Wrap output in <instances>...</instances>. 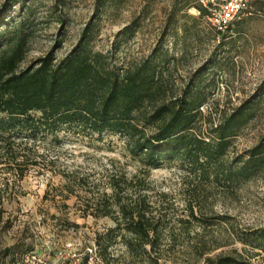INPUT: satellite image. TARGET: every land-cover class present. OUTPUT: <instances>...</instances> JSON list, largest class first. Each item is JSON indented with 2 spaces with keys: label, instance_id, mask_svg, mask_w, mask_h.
Listing matches in <instances>:
<instances>
[{
  "label": "rangeland",
  "instance_id": "obj_1",
  "mask_svg": "<svg viewBox=\"0 0 264 264\" xmlns=\"http://www.w3.org/2000/svg\"><path fill=\"white\" fill-rule=\"evenodd\" d=\"M102 2L0 0V48L24 37L19 68L50 51L58 61L76 45L97 11L91 48L124 67L152 56L161 76L158 103L179 98L184 90L202 92L197 134L207 136L214 124L242 105L250 107L248 121L231 137L220 160L205 165L203 173L181 156L145 169L130 154L126 140L112 132L100 137L66 129L47 134L25 149L37 164L23 168L20 178L5 157L0 160V226L7 228L0 229V256L4 244L19 240L25 245L0 264H61L63 256L68 264H77L84 254L90 264H105L94 239L114 222L84 206L88 198L96 202L102 192H113L108 187L112 175L131 179L133 190L140 187L138 179L144 182L140 193L163 227L161 244L150 253L159 256V264H216L225 255L264 264V158L247 179L228 178V171L235 172L264 136V0L255 1L250 14L226 34L198 13V0ZM132 23L137 24L134 34L120 41L119 31ZM29 242L34 248L25 252ZM109 253L110 264H132L120 242Z\"/></svg>",
  "mask_w": 264,
  "mask_h": 264
},
{
  "label": "trees",
  "instance_id": "obj_2",
  "mask_svg": "<svg viewBox=\"0 0 264 264\" xmlns=\"http://www.w3.org/2000/svg\"><path fill=\"white\" fill-rule=\"evenodd\" d=\"M255 1H250L249 10ZM98 3L103 4L102 0ZM197 11L205 14L202 6ZM97 16L96 11L76 45L58 61H54L50 51L37 62L19 68L24 55V37L15 38L0 48V160L6 157L9 169H14L20 178L23 168L37 164L25 149L30 150V146L47 134L66 129L88 137L93 134L100 137L103 132L122 136L130 154L145 169L157 167L162 160L173 156L198 165L195 170L199 173L204 172L205 165L218 162L231 137L248 121L250 107L235 108L214 124L207 136L197 134L195 126L204 102L202 92L184 90L179 98L158 103L161 76L157 72L158 64L151 61L152 56L133 67H124L110 55L91 48ZM240 19L224 32H217H230ZM136 27L135 23L123 27L118 33L123 36L120 41L130 38ZM263 158L264 136L248 151L247 159L235 172L228 171V178L247 179L257 171ZM142 183L138 179L140 187L133 190L131 179L112 175L108 182L111 194L104 191L96 202L91 198L85 201L84 209L94 208L97 213L94 216L109 217L114 222L113 227L97 232L94 239L100 260L105 264H110L109 248L117 242L123 245L132 264H159V256L150 253L160 246L163 227L154 218L146 195L140 193L146 189ZM69 187L66 189L74 193ZM63 220L68 222L65 217ZM6 228L4 223L0 226V229ZM260 237L264 239V233ZM20 243L16 240L4 244L0 259L13 258V250L25 245ZM33 248V242H29L24 251ZM68 262L69 258L64 256L60 260L61 264ZM77 264H90L88 255L84 254ZM216 264L250 263L225 255L217 257Z\"/></svg>",
  "mask_w": 264,
  "mask_h": 264
},
{
  "label": "built area",
  "instance_id": "obj_3",
  "mask_svg": "<svg viewBox=\"0 0 264 264\" xmlns=\"http://www.w3.org/2000/svg\"><path fill=\"white\" fill-rule=\"evenodd\" d=\"M205 18L217 31L224 32L235 20L250 14L251 0H198Z\"/></svg>",
  "mask_w": 264,
  "mask_h": 264
}]
</instances>
